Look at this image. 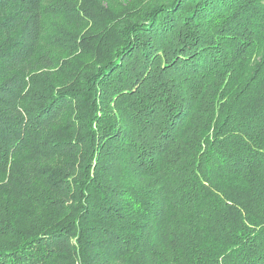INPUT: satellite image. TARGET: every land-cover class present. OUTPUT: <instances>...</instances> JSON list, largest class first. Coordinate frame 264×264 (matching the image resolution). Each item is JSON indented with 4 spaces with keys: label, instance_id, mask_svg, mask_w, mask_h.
Masks as SVG:
<instances>
[{
    "label": "trees",
    "instance_id": "obj_1",
    "mask_svg": "<svg viewBox=\"0 0 264 264\" xmlns=\"http://www.w3.org/2000/svg\"><path fill=\"white\" fill-rule=\"evenodd\" d=\"M0 264H264V0H0Z\"/></svg>",
    "mask_w": 264,
    "mask_h": 264
}]
</instances>
